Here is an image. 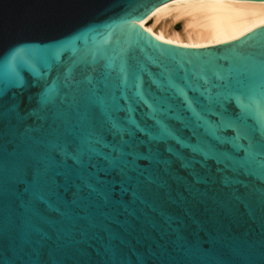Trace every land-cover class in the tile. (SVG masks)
I'll return each mask as SVG.
<instances>
[{"label":"snow or ice","instance_id":"1","mask_svg":"<svg viewBox=\"0 0 264 264\" xmlns=\"http://www.w3.org/2000/svg\"><path fill=\"white\" fill-rule=\"evenodd\" d=\"M24 51L0 79V264H264V125L245 122L244 83L259 74L264 92V39L237 54L242 88L218 77L191 145L128 129L64 65L21 76Z\"/></svg>","mask_w":264,"mask_h":264},{"label":"water","instance_id":"2","mask_svg":"<svg viewBox=\"0 0 264 264\" xmlns=\"http://www.w3.org/2000/svg\"><path fill=\"white\" fill-rule=\"evenodd\" d=\"M196 1L201 0H0V79L5 59L23 48L27 63L16 69L21 76L35 69L43 77L51 67L64 65L84 80L83 87L99 89L106 109L128 129L141 135L165 129L170 138L195 144L207 138L216 119L212 111L225 92L218 77L230 80L231 90L242 88L237 81L243 80L244 68L237 54L264 39L262 26L235 41L182 47L160 41L140 25ZM55 74L51 71L50 86ZM244 83H250L258 101L245 122L259 133L264 125L259 74Z\"/></svg>","mask_w":264,"mask_h":264},{"label":"bare ground","instance_id":"3","mask_svg":"<svg viewBox=\"0 0 264 264\" xmlns=\"http://www.w3.org/2000/svg\"><path fill=\"white\" fill-rule=\"evenodd\" d=\"M140 25L162 42L203 48L235 41L264 26V5L201 0L161 11Z\"/></svg>","mask_w":264,"mask_h":264}]
</instances>
